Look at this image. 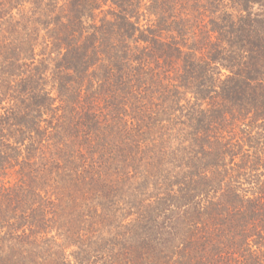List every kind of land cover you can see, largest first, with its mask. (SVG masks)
<instances>
[{"label":"trees","instance_id":"trees-1","mask_svg":"<svg viewBox=\"0 0 264 264\" xmlns=\"http://www.w3.org/2000/svg\"><path fill=\"white\" fill-rule=\"evenodd\" d=\"M0 264H264V0H0Z\"/></svg>","mask_w":264,"mask_h":264}]
</instances>
